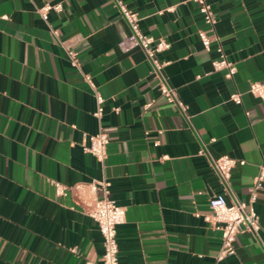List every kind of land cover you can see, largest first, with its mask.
<instances>
[{
	"label": "crops",
	"instance_id": "1",
	"mask_svg": "<svg viewBox=\"0 0 264 264\" xmlns=\"http://www.w3.org/2000/svg\"><path fill=\"white\" fill-rule=\"evenodd\" d=\"M123 1L144 33L168 40L159 57L184 109L161 95L140 48H119L129 26L113 0H0V264H101L102 236L84 209L103 195L88 183L102 179L126 208L119 264H264L248 229L216 259L221 229L203 218L224 190L210 155L237 160L229 190L247 199L264 154V101L248 90L264 81V0H208L214 30L194 0ZM46 2L62 8L43 17ZM199 28L218 36L231 76L212 66L215 41L205 48ZM84 74L104 97L100 116ZM100 128L102 162L83 147ZM52 180L71 188L58 195ZM254 206L264 240V179Z\"/></svg>",
	"mask_w": 264,
	"mask_h": 264
},
{
	"label": "built area",
	"instance_id": "2",
	"mask_svg": "<svg viewBox=\"0 0 264 264\" xmlns=\"http://www.w3.org/2000/svg\"><path fill=\"white\" fill-rule=\"evenodd\" d=\"M194 1L198 3L199 11L203 16L204 21L208 23L211 30H214V23L216 20L211 4L208 0ZM113 3L129 26L128 33L118 41L119 48L123 51H128L134 47L140 48L150 64L151 72L158 79V89L161 95L167 101L177 103L184 109V104L179 98L176 89L168 82L167 77L163 72V66L167 61H164L159 57V52L169 47L168 40L165 37L155 38L153 35L144 33L140 29L139 16L137 12L130 8L123 0H113ZM50 8L60 11L62 5L60 2H46L39 8V12L43 17H45L46 12ZM54 32L56 34V30H54ZM197 34L203 46L207 49L210 47L211 42L215 41V49L218 53V57L212 59V66L215 69L225 68V75L231 76L235 71V65L233 61L226 57L218 36L214 35L211 37L203 28H199L197 30ZM68 53L71 57L72 63L77 65L75 51L69 49ZM84 77L93 89L96 99V108L93 111V114L100 116L103 110L102 103L104 97L96 89L90 75L84 74ZM248 90L264 101V81H252L249 84ZM230 98L232 100L239 101L240 92H232L230 94ZM87 136L89 141L84 144V150L90 152L97 160L102 162L106 155V146L109 141L107 131L100 128L98 131L89 133ZM198 151L200 153H204V146H201ZM209 158L213 169L216 171L223 183L224 189L223 191L214 193L209 197L208 202L211 211L203 215L206 222L221 229V243L218 252L216 253V259H222L223 257L235 252L234 240L236 238V234L243 229H248L258 238L264 251V240L259 234V215L254 206V201L257 198L258 191L263 186L264 154L262 156V161L259 164L258 172L253 177L252 184L248 189L249 194L247 199L239 198L229 190L228 179L231 174V168L235 165L237 160L226 153L217 156L210 155ZM238 162L244 163V159H239ZM51 182L54 186L55 193L58 195L67 193V191L71 188L59 180H52ZM88 184L92 189L95 190L100 188L103 192L101 197L96 196L91 201L86 202L84 209L85 212L96 221L102 236L103 251L101 254V264H119L116 227L125 220V205L116 202L114 198L109 196V180L102 179L96 183L89 182ZM74 186L77 187V185ZM227 193L229 194V199L227 197ZM88 262L91 264L93 263L90 260Z\"/></svg>",
	"mask_w": 264,
	"mask_h": 264
}]
</instances>
